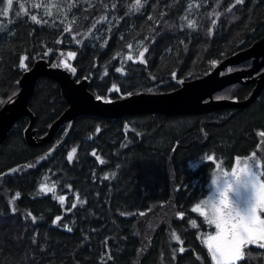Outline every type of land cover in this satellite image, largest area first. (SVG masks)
Wrapping results in <instances>:
<instances>
[{
    "label": "trees",
    "instance_id": "16d2710c",
    "mask_svg": "<svg viewBox=\"0 0 264 264\" xmlns=\"http://www.w3.org/2000/svg\"><path fill=\"white\" fill-rule=\"evenodd\" d=\"M39 1L34 7L38 1L13 0L8 16H0V110L36 63L58 67L68 52L75 53L74 80L111 102L175 92L264 40V0L235 7V0H142L139 11L134 0ZM25 56L27 71L19 66ZM256 87L240 83L214 99L245 102ZM69 107L60 85L40 78L28 104L38 145L26 140L30 117L0 145V264H214L204 244L214 227L191 212L216 168L204 157L226 167L252 153L264 160V87L246 107L226 104L196 115L80 116L69 133L66 121L46 141ZM16 167L18 173L3 176ZM44 184L55 192H41ZM262 254L249 246L238 264H264Z\"/></svg>",
    "mask_w": 264,
    "mask_h": 264
},
{
    "label": "water",
    "instance_id": "95a60500",
    "mask_svg": "<svg viewBox=\"0 0 264 264\" xmlns=\"http://www.w3.org/2000/svg\"><path fill=\"white\" fill-rule=\"evenodd\" d=\"M250 59H253L250 69L221 75L226 68L238 66L243 61ZM263 67L264 40L253 48L225 60L206 77L184 84L175 92L161 95L141 94L122 100L104 102L90 94L87 91L85 83L76 82L71 73L59 67L50 66L47 62H38L31 70L24 74L20 85L21 90L15 100L7 103L0 110V145L6 140L14 124L23 117L31 118V123L26 132L27 143L30 146L38 145L35 132L32 131L34 118L28 109V104L34 93L37 81L42 77L51 78L60 85L63 96L70 106L68 111L51 128L49 138L46 139V141H50L54 132L62 123L66 121L70 122L69 133L74 120L85 115L103 118H120L149 113L177 116L212 112L222 108L226 104L231 107H246L258 96L264 87V71H260ZM236 77L238 79H235ZM247 80L257 83L252 97L247 101L228 102V100L214 99L216 92L234 83L248 84ZM204 87H209V89L205 90ZM53 151L49 152V154ZM44 161H46V158L42 159L40 163ZM20 170V167L13 168L4 173L3 176L9 177Z\"/></svg>",
    "mask_w": 264,
    "mask_h": 264
},
{
    "label": "snow or ice",
    "instance_id": "6c2138e0",
    "mask_svg": "<svg viewBox=\"0 0 264 264\" xmlns=\"http://www.w3.org/2000/svg\"><path fill=\"white\" fill-rule=\"evenodd\" d=\"M243 3L244 0H235L232 7ZM12 7L13 0H0V16H8ZM34 7H39V5H34ZM142 7V0H134L131 5L135 11H139ZM22 9H24V5L19 4L16 14L19 15ZM227 10L231 11V7ZM31 19L39 23L35 15H32ZM188 27L194 28L195 22L189 21ZM68 30H71V25ZM128 47L131 48L132 45L129 44ZM144 51L147 49L145 48ZM143 55L144 52L139 53L141 58ZM68 56L74 58L75 53L69 52ZM27 59V56L23 57L19 65L26 71L28 66L24 61ZM128 59H132V57L128 56ZM62 63L65 68L75 72V68L66 61H62ZM117 71H121V69H117ZM113 90L119 91L115 86H113ZM97 98L100 99V97ZM259 135L264 136V131ZM75 154L76 149L73 148L67 157L68 160L71 161ZM93 155L96 154L93 153ZM254 156L255 153H252V157ZM97 159L100 158L97 157ZM204 159L214 160L215 158L207 155ZM100 162L104 163L103 160ZM235 163L240 165L241 161L238 157ZM260 167L259 161L253 159L252 163H249V159H245L242 167H232L230 172H217L211 180L214 194L200 199L195 206L191 207V212L198 213L200 217H203V222L215 228L214 235H208L204 240L214 264H238L245 258L244 250L249 246L264 249V179H262L264 172L260 171ZM104 179H108V177L105 176ZM40 191L54 193L55 185L51 187L47 184L41 185ZM16 198H19V193L16 194ZM57 199L61 204H64V197H57ZM72 207H75V204ZM140 214L143 215V213ZM28 215L31 216V213ZM177 215L183 219V212ZM32 219L35 222V217ZM60 219L61 217H56L54 222H59ZM189 222L192 228L198 227L196 219H190ZM68 231H71V228ZM175 239L179 240L180 237L175 236ZM180 251L183 252L184 249L180 248ZM248 256L251 257V252L248 253Z\"/></svg>",
    "mask_w": 264,
    "mask_h": 264
},
{
    "label": "rangeland",
    "instance_id": "374dc122",
    "mask_svg": "<svg viewBox=\"0 0 264 264\" xmlns=\"http://www.w3.org/2000/svg\"><path fill=\"white\" fill-rule=\"evenodd\" d=\"M31 2H35V3H37V1H38V5H40V1L39 0H30ZM69 53V52H68ZM68 53L67 54H63V56L61 57V59L58 61L57 60V63H56V65L59 67V68H61V69H63V70H65V71H67V72H70V70L69 69H67V68H65L64 66H63V63H62V61H66L68 64H70L71 66H72V62H73V60H74V58H70L69 56H68ZM62 55V54H61ZM243 58V57H242ZM241 58V59H242ZM251 60H253V59H251ZM245 61H249V60H245ZM245 61H243V62H245ZM242 62V63H243ZM242 63H240L239 64V66L242 64ZM262 69H264V67L262 68ZM262 69L260 70V71H262ZM240 70V69H239ZM237 71V70H236ZM225 72V71H224ZM224 72H222L221 73V75H224L223 73ZM227 72V71H226ZM225 72V73H226ZM228 72L230 73V72H232V71H230V70H228ZM234 72V71H233ZM225 75H227V74H225ZM246 76H248L247 74H246ZM240 77V76H239ZM235 79H238L237 77L235 78ZM237 84H239V83H234L233 85H230V86H234V85H237ZM229 86V87H230ZM103 101V100H102ZM240 159V161H241V163H240V165L238 166L236 163H235V160L236 159H234V161L232 162V164L229 166V167H226V166H224L221 162H218V160L215 158L214 160H212V161H216L215 163H216V168H215V171L213 172V174L211 175V177H210V180H209V183H208V185H207V192H206V196L205 197H203V198H207V196L208 195H213L214 194V192H213V186H212V184H211V180L214 178V176H215V174L217 173V172H230L231 171V168L232 167H242L243 166V161L245 160V159H249V163H252V160L254 159V160H256V161H259V163H260V165H261V167H260V171H262V172H264V160H259L258 158H256L255 156L254 157H249V158H239ZM262 179H264V177H262ZM199 202V201H198ZM195 206V205H194ZM214 227V226H213ZM214 233H215V228H214V232H212V233H209L208 235H214ZM208 235H205V238H204V240H206L207 239V236ZM245 251V250H244Z\"/></svg>",
    "mask_w": 264,
    "mask_h": 264
},
{
    "label": "bare ground",
    "instance_id": "6f19581e",
    "mask_svg": "<svg viewBox=\"0 0 264 264\" xmlns=\"http://www.w3.org/2000/svg\"><path fill=\"white\" fill-rule=\"evenodd\" d=\"M204 88H205V90L209 89V87H204Z\"/></svg>",
    "mask_w": 264,
    "mask_h": 264
}]
</instances>
